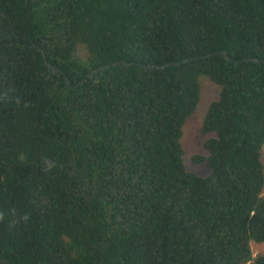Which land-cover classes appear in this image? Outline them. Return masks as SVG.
I'll return each instance as SVG.
<instances>
[{"label": "trees", "instance_id": "1", "mask_svg": "<svg viewBox=\"0 0 264 264\" xmlns=\"http://www.w3.org/2000/svg\"><path fill=\"white\" fill-rule=\"evenodd\" d=\"M249 58L264 0H0V264H264ZM202 77L220 88L193 158L207 177L181 143Z\"/></svg>", "mask_w": 264, "mask_h": 264}, {"label": "rangeland", "instance_id": "2", "mask_svg": "<svg viewBox=\"0 0 264 264\" xmlns=\"http://www.w3.org/2000/svg\"><path fill=\"white\" fill-rule=\"evenodd\" d=\"M78 56L86 59L84 49H80ZM201 83V99L196 112L187 120L183 128L182 146L185 151V166L189 172L200 177H207L210 173L208 167L204 165H196L193 158L205 155L203 143L207 139L203 135V123L211 104L219 99L220 88L211 82L208 78L202 77ZM261 161L264 165V147L262 149ZM251 250L254 257L264 255V244L251 242Z\"/></svg>", "mask_w": 264, "mask_h": 264}, {"label": "water", "instance_id": "3", "mask_svg": "<svg viewBox=\"0 0 264 264\" xmlns=\"http://www.w3.org/2000/svg\"><path fill=\"white\" fill-rule=\"evenodd\" d=\"M221 54H223V53H215V54H210V55H208V56H201V57L190 58V59L185 60L184 62H181V63H178V64L170 63V64H166L165 66H160V67H157V68H158V69H166V68L169 67V66H179V65H182V64H184V63H188V62L195 61V60H201V59H205V58H209V57H215V56H218V55H221ZM226 58H227L228 61H230V62H232V63H238V62H239V61H233V60H231L230 57H228V56H226ZM242 61H244V62L260 63V64H263V63H264V61H262V60H259V59H252V58H251V59H250V58H249V59H244V60H242ZM242 61H240V62H242ZM46 64L50 67L51 70L63 74V75L65 76V78H66V82H67L68 87H71V83H70V81H69V79L67 78V75H66L65 73H63L59 68H56V67L50 65L47 61H46ZM133 65H135V64H133ZM112 66L131 67L132 65H131V64H126V65H125V64H123V63H121V62H117V63H114V64H112V65H107V66H105V68H108V69H109V68H111ZM149 67H150L151 70L156 69V67H154V66H149ZM103 70H104V67H101V68L97 69L96 71H93V72L88 76V79L93 78L97 73H100V72L103 71ZM88 79L84 80V81L81 82L79 85H82V84H83L84 82H86ZM79 85H77L76 87H78Z\"/></svg>", "mask_w": 264, "mask_h": 264}, {"label": "clouds", "instance_id": "4", "mask_svg": "<svg viewBox=\"0 0 264 264\" xmlns=\"http://www.w3.org/2000/svg\"><path fill=\"white\" fill-rule=\"evenodd\" d=\"M48 166L51 168V167L54 166V164H53L52 162H49V163H48ZM25 219H27V217H25Z\"/></svg>", "mask_w": 264, "mask_h": 264}]
</instances>
